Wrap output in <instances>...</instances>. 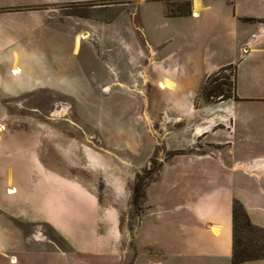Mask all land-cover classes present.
I'll return each mask as SVG.
<instances>
[{"label":"rangeland","instance_id":"rangeland-1","mask_svg":"<svg viewBox=\"0 0 264 264\" xmlns=\"http://www.w3.org/2000/svg\"><path fill=\"white\" fill-rule=\"evenodd\" d=\"M143 1L91 0L46 5L49 19L66 30L65 34L61 30L60 35L54 36L49 52L0 53L1 159L18 160L24 167L26 159L40 152L53 159L50 167L56 171L87 176L83 183L88 191L102 203L109 199V210L100 209L93 217L98 222H109V232L100 230L107 234L104 237L109 238V243L98 245L99 255L109 254V264H171L167 239L176 230L177 217L184 212L183 207L178 210L181 213L172 209L186 205L189 199L191 203L203 196H216L230 184L227 175L216 178L219 187L208 185L200 177L193 178L202 174V164L190 157H217L213 154L216 143L203 139L202 132L192 131L202 120L200 114L211 119L213 113L220 111V118L212 125L220 128V155L226 159L264 152V105L209 100L203 91V86L212 87L218 79L226 82L222 85L225 90L233 92L234 65H226L208 76L192 98L175 96L159 83L164 78L162 73L168 74L171 66L177 64L180 80L197 90L206 59L216 54L232 57L237 55L236 50L218 45V38L210 33L170 36L177 24L163 19L164 6H143ZM189 2L166 0V14L188 10ZM144 13L148 17L149 39L157 47L167 38L170 42L161 48L148 43L139 30ZM78 37L82 41L76 48ZM57 49L60 51L54 52ZM18 65L24 66L22 70ZM143 72L148 76L147 82ZM18 79L30 82V89L17 90L21 84ZM41 82L47 85L42 88ZM233 112L238 117L236 135L229 131ZM36 125L43 126L44 133L37 132L41 129ZM41 136L46 138L45 143ZM0 174H6L3 167ZM137 185L142 186L144 193L139 201L135 194ZM10 187L7 192L15 194L17 191ZM53 195L56 200L57 195ZM83 210L84 218L88 207L83 206ZM183 226L181 230L185 229ZM149 233H157L158 240H149ZM235 235L237 251L251 257L264 254V231L248 228L243 216ZM31 238L55 239L70 250L45 223L36 224Z\"/></svg>","mask_w":264,"mask_h":264},{"label":"crops","instance_id":"crops-1","mask_svg":"<svg viewBox=\"0 0 264 264\" xmlns=\"http://www.w3.org/2000/svg\"><path fill=\"white\" fill-rule=\"evenodd\" d=\"M75 1L91 0H0V53H48L54 36L60 35L61 30L65 34L66 30L49 19V10L44 6ZM165 1L145 0L141 4L164 6L163 19L177 24L170 36L196 37L210 33L218 38V45H227L236 50L237 55L224 57L216 54L206 59V69L197 90L180 80L181 69L175 64L168 74L162 73L161 76L170 78L175 87L164 89L175 96L192 98L208 76L232 64L236 68L238 98L227 100L264 105V0H190L191 13L188 14H166ZM143 15L139 30L149 44L155 45L147 36L148 17L146 13ZM190 24H193L192 28ZM168 42L169 38L161 41L158 47L155 46L161 48ZM19 67L22 70L24 66ZM18 80L21 84L16 87L17 90L30 89V82ZM45 85L41 82L40 86L43 88ZM1 87L0 83V91ZM219 114L220 111H216L211 119L209 115L200 114L201 122L192 129L195 134L202 131L203 139L214 141L217 150L213 153L217 157H190L192 161L202 164V174L193 178L200 177L212 186L217 184L216 178L220 175H227L230 184L222 187L216 196H201L198 200L193 199V204L189 199L186 205H177L172 209V212L181 213L178 210L183 207L184 212L181 217H177L176 230L171 231L167 239L172 253L171 264H264V257L243 263H234L232 259L233 205L236 199L244 205L253 224L264 228V152L244 158L232 156L230 159L220 155L222 147L219 145L223 143L217 135L220 128L212 125L215 119L220 118ZM230 117L233 125L229 131L231 135H236L238 117L234 112ZM205 125H209L208 128H204ZM36 128L41 129H37V132L45 131L43 126L36 125ZM36 128L33 129L36 131ZM198 128H202L200 132H197ZM40 138L45 143L46 138ZM51 161V157L35 152L21 167L18 160L4 162L0 157V167L6 170V174H0V264H109V254H98L99 243H109V238L104 237L107 234L100 233V230L109 232V222L93 219L100 209L109 210V199L102 203L83 183L87 176L60 173L50 167ZM10 186L17 191L15 194L7 192ZM53 194L57 195L56 200ZM83 206L88 207L84 218ZM44 223L67 243L69 251L55 239L32 240L31 234L36 224ZM182 224L185 231L181 230ZM37 231L40 230L37 228ZM148 235L149 240H158L157 233ZM178 255L181 257L178 258Z\"/></svg>","mask_w":264,"mask_h":264},{"label":"trees","instance_id":"trees-1","mask_svg":"<svg viewBox=\"0 0 264 264\" xmlns=\"http://www.w3.org/2000/svg\"><path fill=\"white\" fill-rule=\"evenodd\" d=\"M190 1V0H189ZM190 5H191V1L189 2V8L186 11H182L179 9L180 14H188L191 13V9H190ZM175 14V13H173ZM228 66H232V64L228 65ZM211 77V75H210ZM215 84L212 87H207V86H203V91L205 93V96L207 99L212 100L214 98H219V99H231L233 97L238 98L237 94H236V83L232 91L229 90H225L222 85L226 82H219L218 79H215ZM225 85V84H224ZM137 193V198L136 200L139 201L143 196V189L141 185H137L135 188V194ZM135 196V197H136ZM243 216L244 217V222L245 225L250 228V229H260L262 231H264L263 227L257 226L255 224H253V222L251 221L244 205L241 203V201L239 200H235L234 201V205H233V222H234V235H233V241H234V250H233V262L234 263H243L245 261L251 260V259H255V258H260V257H264V254L261 255H257L255 257H251V256H246L244 254V252H240L237 251V246H236V230H237V226H238V222H239V218Z\"/></svg>","mask_w":264,"mask_h":264},{"label":"bare ground","instance_id":"bare-ground-1","mask_svg":"<svg viewBox=\"0 0 264 264\" xmlns=\"http://www.w3.org/2000/svg\"><path fill=\"white\" fill-rule=\"evenodd\" d=\"M81 41H82V39L80 38V37H78L77 38V47L76 48H78V46L80 45V43H81ZM143 75H144V77H143V80L145 81V82H147L148 81V76L143 72L142 73ZM160 86L161 87H166V88H168V89H173L174 87H175V83L170 79V78H168V77H164L161 81H160ZM65 109V108H64ZM63 109V110H64ZM58 110V109H57ZM59 114L60 112L59 111H57L56 112V114ZM208 126L209 125H205L204 126V128H208ZM0 129H2V126H0ZM202 129V128H201ZM201 129L200 128H198L197 129V132H200L201 131ZM202 132V131H201ZM11 188V187H10ZM10 192V191H9Z\"/></svg>","mask_w":264,"mask_h":264},{"label":"flooded vegetation","instance_id":"flooded-vegetation-1","mask_svg":"<svg viewBox=\"0 0 264 264\" xmlns=\"http://www.w3.org/2000/svg\"><path fill=\"white\" fill-rule=\"evenodd\" d=\"M160 83V82H159Z\"/></svg>","mask_w":264,"mask_h":264}]
</instances>
